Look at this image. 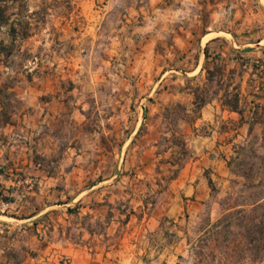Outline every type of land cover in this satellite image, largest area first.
Masks as SVG:
<instances>
[{
  "label": "rangeland",
  "instance_id": "1",
  "mask_svg": "<svg viewBox=\"0 0 264 264\" xmlns=\"http://www.w3.org/2000/svg\"><path fill=\"white\" fill-rule=\"evenodd\" d=\"M2 124L0 264H264V0H0Z\"/></svg>",
  "mask_w": 264,
  "mask_h": 264
},
{
  "label": "crops",
  "instance_id": "2",
  "mask_svg": "<svg viewBox=\"0 0 264 264\" xmlns=\"http://www.w3.org/2000/svg\"><path fill=\"white\" fill-rule=\"evenodd\" d=\"M207 108L204 107L203 109V114L204 117H207ZM8 125H0V202L1 204H4L2 202V197L5 194H8L10 192V190L14 189V187H16V190H18V187L20 185V181H19V177H23L22 174H19V171H22L23 167L21 169H19V166L21 164L24 165V161L19 159L18 157H16L15 159H12V156L9 155L8 153V139L10 138L11 135V131L12 130H8L7 128ZM3 133V134H2ZM13 161V163L11 162ZM11 168V169H10ZM197 179H199V183H196V187L192 188L193 192L196 193L198 192V190L200 188H203V180L202 178L199 176H196V181ZM12 185V187L10 186ZM191 187L188 188V193L191 192ZM180 205H178L179 207ZM181 211L178 210V212L175 211H170V215H176L177 213H179ZM6 216L4 215H0V218H4ZM36 216L30 218L33 219ZM0 221H4L1 220ZM30 219L27 220H22L21 222L24 221H28ZM17 220V219H16ZM19 221V220H17ZM9 226L6 225V228H8ZM37 227V231L40 232V225L36 224ZM8 233V232H6ZM88 237H92V234H89ZM94 248L92 247H85V248H81V249H72V253H73V262L72 264H122V260H112L110 258V256H108V254H104L101 253L99 254L98 252L94 253ZM125 257H127V255H124ZM123 256V257H124ZM109 257V258H107Z\"/></svg>",
  "mask_w": 264,
  "mask_h": 264
},
{
  "label": "trees",
  "instance_id": "3",
  "mask_svg": "<svg viewBox=\"0 0 264 264\" xmlns=\"http://www.w3.org/2000/svg\"><path fill=\"white\" fill-rule=\"evenodd\" d=\"M198 99V100H197ZM208 102L204 99V98H200L199 96H196V107H198V109L203 108ZM224 105L225 107H227L230 111L232 112H239V94H234L232 96L226 95V100L224 101ZM240 113V112H239ZM179 139V144H177V147H180L182 154H186L188 153V149H187V143L186 141L181 137V138H177ZM250 146H248L249 148ZM247 147L244 146H240V152H238V155L241 154L242 151H244ZM252 150L253 147L251 146ZM173 166L178 165L180 166V163H172Z\"/></svg>",
  "mask_w": 264,
  "mask_h": 264
}]
</instances>
